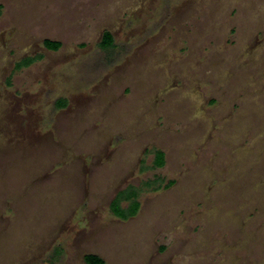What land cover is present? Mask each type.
<instances>
[{
	"label": "rangeland",
	"instance_id": "1",
	"mask_svg": "<svg viewBox=\"0 0 264 264\" xmlns=\"http://www.w3.org/2000/svg\"><path fill=\"white\" fill-rule=\"evenodd\" d=\"M87 254L264 264V0H0V264Z\"/></svg>",
	"mask_w": 264,
	"mask_h": 264
},
{
	"label": "trees",
	"instance_id": "2",
	"mask_svg": "<svg viewBox=\"0 0 264 264\" xmlns=\"http://www.w3.org/2000/svg\"><path fill=\"white\" fill-rule=\"evenodd\" d=\"M43 45L49 51H58L62 47L61 42L52 41L48 39L44 40ZM99 48L106 54V59L108 61L114 60L115 57H118V55H122V53L125 51L124 46H120L116 44L113 34L109 31H105L103 33L102 40L99 43ZM39 59H42V55H38L35 57H27L15 65V70L18 71V70H22L23 68L30 67ZM66 105H67V101L65 99H59L55 104V108L62 109L65 108ZM165 164H166L165 154L164 152L158 150L155 153L154 167L163 168ZM154 183H155L154 181L146 182L144 183L143 186L146 188H151L153 187ZM172 184L173 182H170V184L165 185L164 187L168 188ZM161 187L162 186L160 185L152 190H157L160 189ZM142 190L143 188H137L131 186L119 192L116 198L114 199V201L111 203L112 214L122 220H128L136 216L140 209V202L138 198ZM123 202H127L128 205L126 207H122ZM60 253L61 250L57 247L55 250V255H59ZM84 264H106V262L103 258H101L96 254H87L84 257Z\"/></svg>",
	"mask_w": 264,
	"mask_h": 264
},
{
	"label": "crops",
	"instance_id": "3",
	"mask_svg": "<svg viewBox=\"0 0 264 264\" xmlns=\"http://www.w3.org/2000/svg\"><path fill=\"white\" fill-rule=\"evenodd\" d=\"M133 218V217H132Z\"/></svg>",
	"mask_w": 264,
	"mask_h": 264
}]
</instances>
